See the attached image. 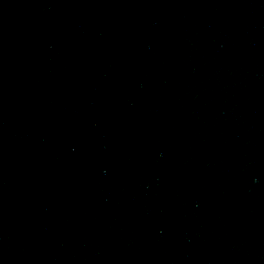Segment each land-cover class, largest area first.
Segmentation results:
<instances>
[{"label":"water","instance_id":"95a60500","mask_svg":"<svg viewBox=\"0 0 264 264\" xmlns=\"http://www.w3.org/2000/svg\"><path fill=\"white\" fill-rule=\"evenodd\" d=\"M0 264H264V0H0Z\"/></svg>","mask_w":264,"mask_h":264}]
</instances>
